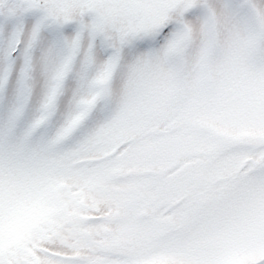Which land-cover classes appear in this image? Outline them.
I'll return each mask as SVG.
<instances>
[{
  "label": "snow or ice",
  "instance_id": "1",
  "mask_svg": "<svg viewBox=\"0 0 264 264\" xmlns=\"http://www.w3.org/2000/svg\"><path fill=\"white\" fill-rule=\"evenodd\" d=\"M0 264H264V0H0Z\"/></svg>",
  "mask_w": 264,
  "mask_h": 264
}]
</instances>
